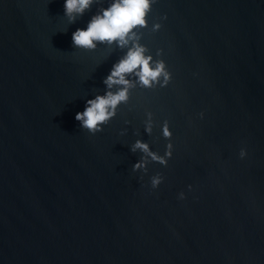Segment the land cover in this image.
<instances>
[{
  "label": "water",
  "instance_id": "95a60500",
  "mask_svg": "<svg viewBox=\"0 0 264 264\" xmlns=\"http://www.w3.org/2000/svg\"><path fill=\"white\" fill-rule=\"evenodd\" d=\"M111 2L69 23L65 0H0V264H264V0H154L136 31L173 78L129 75L93 135L76 114L128 48L72 34ZM165 121L167 166L134 172Z\"/></svg>",
  "mask_w": 264,
  "mask_h": 264
},
{
  "label": "clouds",
  "instance_id": "9594fccd",
  "mask_svg": "<svg viewBox=\"0 0 264 264\" xmlns=\"http://www.w3.org/2000/svg\"><path fill=\"white\" fill-rule=\"evenodd\" d=\"M96 0H65L64 16L69 23H74L77 17L84 13L95 3ZM154 0H112L108 7L93 15L88 22L87 28H78L72 34V42L75 48L85 50L95 49L97 43L117 44L121 48L127 47L126 54L113 65L111 72L105 78L104 83L107 91L98 94L86 101V107L82 112L76 114V120L80 126L91 134L103 131V126L115 117L117 107L126 103L129 99V89L133 86L128 76L134 74L142 87L152 88L154 85L166 87L173 78L172 72L168 69L164 59H155L146 45L140 43L141 34L137 29H144L148 26V16L151 12ZM166 19V17H165ZM161 23H155L152 31H158ZM160 49L157 55H162ZM120 86L116 91L112 89ZM146 124L145 131L152 133L151 113ZM201 112L200 116L203 117ZM162 135L169 142L163 155L152 150L150 144L144 140H136L132 145V151L142 153L141 159L133 165V171L143 169L148 171L149 162H158L167 166L169 158L173 155V143L171 138L173 132L169 122L162 125ZM247 155L246 149L240 150L241 158ZM164 176L157 173L151 177L153 189L159 187ZM191 185L189 188L191 189ZM180 199L185 198V193L179 194Z\"/></svg>",
  "mask_w": 264,
  "mask_h": 264
}]
</instances>
